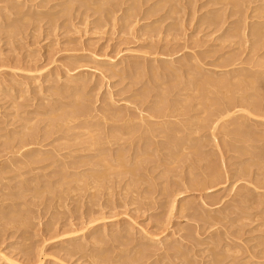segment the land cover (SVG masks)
<instances>
[{
	"label": "rangeland",
	"instance_id": "1",
	"mask_svg": "<svg viewBox=\"0 0 264 264\" xmlns=\"http://www.w3.org/2000/svg\"><path fill=\"white\" fill-rule=\"evenodd\" d=\"M263 101L264 0H0V264H264Z\"/></svg>",
	"mask_w": 264,
	"mask_h": 264
},
{
	"label": "bare ground",
	"instance_id": "2",
	"mask_svg": "<svg viewBox=\"0 0 264 264\" xmlns=\"http://www.w3.org/2000/svg\"><path fill=\"white\" fill-rule=\"evenodd\" d=\"M247 76V75H246ZM245 77V76H244ZM246 78V77H245ZM248 78V77H247ZM251 78V77H250ZM222 80V84H225V82L223 81V79H221ZM225 80V79H224ZM239 79H237V81H238ZM225 81H227V80H225ZM241 82H238V84H239V87H240V84H243V81L242 80H240ZM224 82V83H223ZM220 84H221V82H219ZM228 83H229V81H228ZM245 83V82H244ZM238 84H236L235 85V87L236 86H238ZM217 85V84H216ZM232 85V84H231ZM229 86V84H227V86H229V87H232V86ZM244 85V84H243ZM221 86V85H220ZM229 90H230V88H228ZM228 90V91H229ZM228 93V92H227ZM230 94V93H229ZM254 102V101H253ZM264 102V101H263ZM256 103V101L254 102V104ZM239 104V103H238ZM253 104V103H252ZM261 104V103H260ZM250 105V104H249ZM231 106V105H230ZM233 106V105H232ZM231 106V107H232ZM255 106H256V104H255ZM229 107V106H228ZM234 107V106H233ZM253 107H254V105H253ZM235 108V107H234ZM255 108V107H254ZM226 109V108H225ZM230 109V108H229ZM256 109V108H255ZM258 109V108H257ZM263 108H260V110H262ZM227 110V109H226ZM229 111V110H228ZM234 111V110H233ZM231 112V111H230ZM250 112H251V110H250ZM256 112H257V110H256ZM236 113V112H235ZM222 115V114H221ZM223 116V115H222ZM230 118V117H229ZM101 177H99V178H97V179H100ZM80 250H81V248H80ZM95 257H97V256H95ZM12 262V261H11ZM153 263V262H152ZM160 263V262H159ZM15 264V263H14Z\"/></svg>",
	"mask_w": 264,
	"mask_h": 264
}]
</instances>
